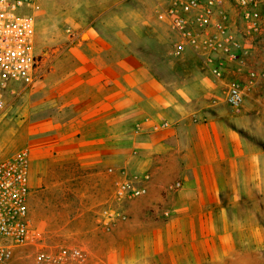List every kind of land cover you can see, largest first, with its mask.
Listing matches in <instances>:
<instances>
[{
  "label": "crops",
  "instance_id": "0c3cea01",
  "mask_svg": "<svg viewBox=\"0 0 264 264\" xmlns=\"http://www.w3.org/2000/svg\"><path fill=\"white\" fill-rule=\"evenodd\" d=\"M164 24L98 22L72 45L77 65L59 79L55 114L39 122L51 127V219L62 220L64 190L73 196L67 206L87 199L90 226L77 244L86 264H147L161 254L178 264H264V104L250 99L264 96V79L233 111L219 90L223 79H246L243 69L215 78L190 48L176 53L178 35ZM121 169L148 176L146 192L123 202L126 221L106 232L92 209L112 204ZM36 201L30 191L32 224ZM73 212L72 222L83 215ZM28 257L16 250L12 264H32Z\"/></svg>",
  "mask_w": 264,
  "mask_h": 264
},
{
  "label": "built area",
  "instance_id": "2783aa9c",
  "mask_svg": "<svg viewBox=\"0 0 264 264\" xmlns=\"http://www.w3.org/2000/svg\"><path fill=\"white\" fill-rule=\"evenodd\" d=\"M36 2L0 0V119L9 107L7 94L18 92L17 86H31L39 77ZM155 16L178 35L176 53L190 48L217 79L232 66L241 72L252 43L264 38V0H157ZM259 79H264V72L248 70L244 81L228 84L224 103L239 111ZM160 126L166 127V123ZM30 163L28 148L0 159V264H12L14 252L25 247L34 249L33 264H86L87 253L80 246L47 247L44 234L29 219ZM120 175L112 204L96 214L98 227L106 232L126 221L120 209L123 202L146 192L140 184L148 176L130 178L124 169ZM180 187L177 182L167 189Z\"/></svg>",
  "mask_w": 264,
  "mask_h": 264
},
{
  "label": "rangeland",
  "instance_id": "374dc122",
  "mask_svg": "<svg viewBox=\"0 0 264 264\" xmlns=\"http://www.w3.org/2000/svg\"><path fill=\"white\" fill-rule=\"evenodd\" d=\"M156 2L157 0H37L36 2L33 15L36 24L35 44L40 67L39 77L31 86L26 88L17 86L18 92L14 95L7 94L9 107L5 116L0 119V159L9 157L23 148L29 149L31 154L30 191H35L36 202L39 203L38 222L33 226L44 234V243L47 247L79 246L77 244L84 241L90 226L89 215L84 213L87 199L79 194L76 200L77 207L67 206L73 199L67 190L59 195L63 202V206L59 208L63 215L62 220L56 223L51 219L54 199L50 186L55 176V169L51 167L49 138H47L51 127L49 125L41 127L39 124L41 120H48L51 114H55L54 105L61 100H55V94L61 87L58 83L59 79L61 80V77L77 65L71 55L72 45L85 40L87 36L84 32L87 26L98 22L103 24L161 23L155 16ZM131 8H136L137 14L130 15ZM164 25L171 31L166 24ZM122 33L128 34L127 31ZM246 61L249 64L243 68V74L246 75L248 70L264 72V38H258L252 43ZM153 64L154 67L157 66V63ZM158 71H160L159 66ZM243 78L240 80L244 81ZM222 83L219 99L226 105L224 93L231 82L223 79ZM250 99L263 101L264 104L262 94L251 95ZM262 115L264 117V111ZM262 133L264 138L263 129ZM41 134L45 138L41 143L35 142L39 141ZM32 172L35 177L34 187H32ZM60 176L64 179L68 177L65 171ZM101 208L98 206L92 209L94 219ZM73 211L78 214L83 213L75 222H72ZM68 213L71 215L69 219H67ZM96 226L98 227L97 222ZM22 249H25L29 256L27 260L33 264L34 249L32 247ZM102 258L104 261H112L107 259L108 256ZM145 262L147 264H178V262L172 263L167 254L154 255ZM145 262L141 260V263Z\"/></svg>",
  "mask_w": 264,
  "mask_h": 264
}]
</instances>
